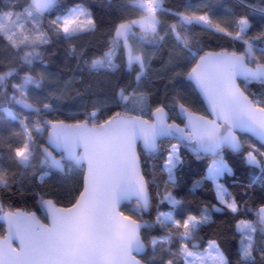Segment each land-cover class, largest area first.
Instances as JSON below:
<instances>
[{"label": "snow or ice", "instance_id": "6c2138e0", "mask_svg": "<svg viewBox=\"0 0 264 264\" xmlns=\"http://www.w3.org/2000/svg\"><path fill=\"white\" fill-rule=\"evenodd\" d=\"M129 8L137 15L126 16ZM255 14L264 18V0H235L232 8L187 0L177 10L164 0H0V220L7 225L0 264H264V202H248L257 184L264 191V25L249 35ZM96 33L106 37L103 45L77 43ZM223 41L228 46L212 47ZM54 44L76 60L75 71L114 74L123 64L133 79L118 78L104 99L86 100L90 84L68 91L82 76L61 82L46 71L59 55ZM164 48V68L154 70ZM172 69H180L168 81L173 87L154 99L146 87L152 74ZM182 77L201 98L202 113L176 86ZM77 101L74 122L61 119ZM182 148L197 160L212 157L192 185L211 182L215 203L195 211L178 191ZM226 150L251 169L247 183ZM52 169L82 174L66 206L56 191L31 187H43ZM225 176L242 189L238 195ZM17 196L34 199L47 223L5 199ZM241 213L255 219H236ZM216 214L235 219V261L222 247L226 229L205 232L220 227Z\"/></svg>", "mask_w": 264, "mask_h": 264}, {"label": "trees", "instance_id": "16d2710c", "mask_svg": "<svg viewBox=\"0 0 264 264\" xmlns=\"http://www.w3.org/2000/svg\"><path fill=\"white\" fill-rule=\"evenodd\" d=\"M192 2L195 3L196 0H192ZM253 2L258 3V0H253ZM105 3H107V0H105ZM185 3H187V0H164V6L172 8L173 10L181 9ZM222 3L224 8H232L235 6V0H222ZM235 11L238 15L243 14L244 12V10L239 7H236ZM217 14L222 15L223 9L222 8L218 9ZM135 15H137V13L133 12L131 8L126 10V16L132 17ZM107 19L110 21L115 20L114 17H108ZM160 19L165 24H171L174 22V19L171 16H167V15H162ZM250 19L252 21L253 27L249 31V35H254L260 30L261 26L264 25V18H262L259 14H255V15H251ZM104 27L107 28L108 25L106 24L104 25ZM192 30L196 33H200L199 26H193ZM105 39L106 37H104L100 33H96L92 37H88V36L82 37L81 40L77 41V43L83 44L85 42L91 41L94 45H103ZM223 46H228V42L223 41L219 44L217 43L212 44V47L216 48L217 50L219 47H223ZM237 47H239V45H237ZM52 48H58L59 55L50 63L46 71L52 73L54 76H59L61 78V82L64 80H68L73 76L75 77L82 76L84 82L81 83L79 79H77L68 91L71 92L73 89H83L85 85L90 84L91 88L89 89L88 94H86L85 96L86 100H90V97L93 95L101 99H104L110 92L111 83L117 80L118 78L122 82L125 74L127 73V70L123 66V64H121L120 70L115 72L114 74H107L103 72L88 73L87 71L81 73L79 71H75L76 60L74 58L67 57L65 55L64 48L61 45L54 44ZM51 50L52 49L50 48L49 51ZM167 59H168V48H164L161 51L157 52L156 57L152 61V68L154 70H162L164 68ZM117 63L120 64L121 61L118 59ZM187 70L188 68L183 69V71L185 72ZM39 71H41V69L39 66H37V68L34 69V72H39ZM175 71H180V69H172L171 71H167V72L158 71L152 74L151 85H146V87H148L149 90H152L156 93L154 99H159L160 95L166 90V88L168 90H171L173 85L169 84L168 81L173 76ZM130 79H133V77L130 76ZM181 80L183 81L182 84H177L176 86L179 87L185 93L188 99L193 102L192 104L193 108L195 110H200L202 113L203 105L201 103V99L198 93L194 91L193 85L183 77L181 78ZM251 88L252 90H256L258 86L252 85ZM33 94L35 95V92ZM79 108H80L79 101H77L72 105L64 107L65 114L60 118L65 119L66 122H74L72 116L74 113L79 111ZM17 110H19V106H17ZM89 110H91L90 104H89ZM115 110L116 109L112 108L107 112V114H111V111H115ZM77 118L83 119V116H79ZM100 118L101 119L104 118V115L102 114ZM243 138L247 139V136H243ZM165 143H167V141H165ZM181 151L183 158L186 161V164L184 168L178 173L180 177V183L181 185H183L182 190L178 189V191L180 192V196L184 199L185 204L187 205L189 210L195 211L198 210L202 204L215 203L211 182H207L203 184L198 189H193V185H192L193 180L199 179V177L205 173L207 169V165L211 162L212 157L202 156L199 160H197L196 157L191 155L185 148H182ZM225 156L226 159H228L229 163L234 166L237 179L247 183L249 179L248 173L251 171V169L247 168L242 163L239 156H236L227 150ZM158 162L159 161H156V163ZM51 172L53 173L52 178L48 180L43 187L38 186V184L35 182L33 183V185H31V187L35 188L36 191H43L46 189L56 191L58 193L57 199L59 201V206H66L69 200L73 199L74 195L78 194L77 190L82 186V174H80L79 176L74 174H61L60 172L54 169H52ZM156 179L157 181H159L160 177H157ZM222 182L226 184V186L229 188V191H231L233 194L238 195L242 191L241 188L233 187L231 178L227 176L222 178ZM249 196H251V200L248 201L249 204L253 208L259 207V205L262 202H264V200L261 199V197L264 196V191H261V185L257 184L254 189L250 190ZM5 199L11 200L12 206L14 208H20L21 210H26V211H36L39 217L42 218L40 216L43 213L42 210L39 209L37 202L34 199H32L30 196L24 199L19 198V196L6 197ZM243 199L248 200V197H244ZM164 210H166V207ZM147 218L149 217H146V219ZM214 219L216 220V224L219 225L220 227L217 228L216 225H214L213 229L205 230V232L221 231L226 229V231H224V234L221 236L222 247L226 251V254H228L229 257L233 261H235L236 242L239 240L238 236H236L235 239H232V234L235 231V219H232L231 217H225L221 214H216L214 216ZM236 219L254 220L255 214L241 213L239 214V216L236 217ZM42 220H44V216ZM226 220L228 223L227 224L223 223ZM228 224H230L231 227H228ZM2 229H4V227H2V224L0 223V233L3 232ZM205 232H202L201 235H204Z\"/></svg>", "mask_w": 264, "mask_h": 264}, {"label": "water", "instance_id": "95a60500", "mask_svg": "<svg viewBox=\"0 0 264 264\" xmlns=\"http://www.w3.org/2000/svg\"><path fill=\"white\" fill-rule=\"evenodd\" d=\"M201 99V98H200ZM258 143V142H257ZM191 155H193V156H195L194 154H192V152H191V150L190 149H187V148H185ZM207 156H210V155H207ZM54 170H56V169H54ZM56 171H58V170H56ZM61 174H64V173H61ZM24 211H26V210H24ZM37 215H38V213H37ZM39 216V215H38ZM45 223H47V221H44ZM0 223L4 226V234H3V236H0V237H4V236H6V234H7V225L2 221V220H0Z\"/></svg>", "mask_w": 264, "mask_h": 264}, {"label": "rangeland", "instance_id": "374dc122", "mask_svg": "<svg viewBox=\"0 0 264 264\" xmlns=\"http://www.w3.org/2000/svg\"><path fill=\"white\" fill-rule=\"evenodd\" d=\"M129 79H130V76L126 73L125 76H124V79H123L122 83L127 82ZM40 216L43 218V216H44L43 213ZM2 227H4V226L2 225ZM2 230H3V232L0 233V236H3V234H4V229H2Z\"/></svg>", "mask_w": 264, "mask_h": 264}]
</instances>
